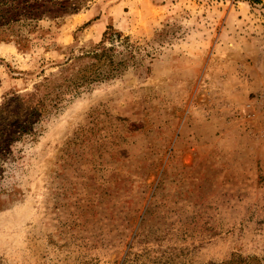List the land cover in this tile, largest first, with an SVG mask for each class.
Returning <instances> with one entry per match:
<instances>
[{
	"label": "rangeland",
	"instance_id": "obj_1",
	"mask_svg": "<svg viewBox=\"0 0 264 264\" xmlns=\"http://www.w3.org/2000/svg\"><path fill=\"white\" fill-rule=\"evenodd\" d=\"M59 1L0 41V264H264V0ZM109 27L124 70L22 115Z\"/></svg>",
	"mask_w": 264,
	"mask_h": 264
},
{
	"label": "trees",
	"instance_id": "obj_2",
	"mask_svg": "<svg viewBox=\"0 0 264 264\" xmlns=\"http://www.w3.org/2000/svg\"><path fill=\"white\" fill-rule=\"evenodd\" d=\"M64 11H67V5L59 0H0V41L15 39L22 49H26L32 41V35L38 31V22L61 18ZM127 40V37L109 27L99 43L64 63L61 76L44 78V82L35 86L31 97H44L41 96L32 107L29 106L25 114L21 110L22 115L29 118L31 114L33 120V116H37L33 114L39 110L33 107H57L68 93L118 75L133 57L132 49L125 45ZM118 44L124 50H119ZM2 110L0 107V121L6 119L3 114L5 111ZM20 119L10 130L7 127L0 129V145L6 143L2 147L9 146L16 136L27 133L32 127L30 125L29 128L26 122H20ZM6 131L10 132L9 136L2 140ZM225 264H249V261L235 256Z\"/></svg>",
	"mask_w": 264,
	"mask_h": 264
}]
</instances>
